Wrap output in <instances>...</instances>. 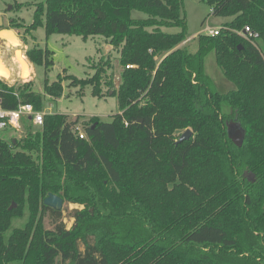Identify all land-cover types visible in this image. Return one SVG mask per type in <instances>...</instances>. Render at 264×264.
Listing matches in <instances>:
<instances>
[{
	"label": "trees",
	"instance_id": "trees-1",
	"mask_svg": "<svg viewBox=\"0 0 264 264\" xmlns=\"http://www.w3.org/2000/svg\"><path fill=\"white\" fill-rule=\"evenodd\" d=\"M203 1L231 20L217 36L200 34L195 53L182 46L184 0L38 5L34 29L105 38L119 55L121 83L112 88L109 55L87 79L46 80L43 94L32 82L0 79L4 107L43 111L45 100L63 96L64 81L104 97L107 76L120 113L94 118L87 139L74 130L78 118L48 114L40 130L27 122L20 140L0 142V264H264V0ZM245 27L259 34V48L239 35ZM211 52L234 86L226 93L205 71ZM26 55L46 72L54 66L48 48ZM187 129L193 136L178 144ZM50 194L84 207L72 212L71 229L44 204ZM26 210L27 223L10 232Z\"/></svg>",
	"mask_w": 264,
	"mask_h": 264
},
{
	"label": "rangeland",
	"instance_id": "rangeland-1",
	"mask_svg": "<svg viewBox=\"0 0 264 264\" xmlns=\"http://www.w3.org/2000/svg\"><path fill=\"white\" fill-rule=\"evenodd\" d=\"M45 0H0V18L3 22L1 29L14 31L21 40V46H11L0 40V52L6 66L12 73L10 80L1 79L3 82L12 86L20 83L32 82L34 90L43 94L46 80L50 83L55 82L60 75L63 78L73 76L78 79H87L94 76L97 69L102 66V58H111L112 88L118 89L121 83L123 68L119 62V55L112 50V47L103 37H89L84 40L77 35L53 33L47 35L45 26L37 29L33 28L35 23V12L38 5ZM184 13L187 18L188 40L182 46L195 53L198 50V36L208 34L207 28H220L223 24L230 21V18L216 17L212 15L211 8L203 0H184ZM0 29V30H1ZM179 29H167L169 33H177ZM261 47V45H260ZM13 50H12V49ZM33 48H48L54 52V66L46 72L44 67H35L28 59L27 52ZM21 51L31 65L32 75L27 80L19 77L20 66L16 61L15 52ZM97 67V69H96ZM205 71L213 79L217 89L226 93L234 88L223 75L222 70L216 64L215 53H209L205 58ZM109 78L103 77L102 87L104 97L94 96L92 87L85 88L68 87L70 82L64 81L63 96L57 100H45L43 113L68 115L71 120L79 119V124L85 131L87 124L94 118L103 122H110L114 115L120 113L119 101L117 96L107 95V82ZM27 125L21 131L6 130L2 132V137L20 140L26 133ZM34 131L40 130L41 126H34ZM235 134V133H234ZM233 134V135H234ZM10 141V140H9ZM81 210L84 207L80 204L70 203L64 200L62 209L63 222L67 229H71L74 224L72 212ZM28 221V211L22 218H15L12 221L10 232L14 228H22ZM46 229H53L54 223L51 217L46 215L44 219ZM83 250V246H81Z\"/></svg>",
	"mask_w": 264,
	"mask_h": 264
},
{
	"label": "built area",
	"instance_id": "built-area-1",
	"mask_svg": "<svg viewBox=\"0 0 264 264\" xmlns=\"http://www.w3.org/2000/svg\"><path fill=\"white\" fill-rule=\"evenodd\" d=\"M220 28H207L209 35L217 36L220 32ZM245 40L259 48L257 40L259 34L251 30L249 27H245L242 31L238 32ZM188 42V41H186ZM185 42V43H186ZM45 115L43 111H36L32 104H20L17 109L9 110L3 105V101L0 98V142H8L11 138L6 139L2 137V132L6 130H14L15 132L21 131L24 128L25 123L31 122L34 126H42L44 123ZM32 118L31 120L29 118ZM80 139H87V134L83 128L77 125L74 128Z\"/></svg>",
	"mask_w": 264,
	"mask_h": 264
},
{
	"label": "water",
	"instance_id": "water-1",
	"mask_svg": "<svg viewBox=\"0 0 264 264\" xmlns=\"http://www.w3.org/2000/svg\"><path fill=\"white\" fill-rule=\"evenodd\" d=\"M3 26V22L0 18V29ZM5 33H12L15 37L16 40H18L19 42V37L17 36V34L12 31V30H5V29H1L0 30V40H2L4 43H10L11 46H14V43L12 41H10L7 37L4 36ZM3 34V35H2ZM21 41V40H20ZM18 46H21V42L17 44ZM0 71L1 69L3 70V65L1 64V62H4L3 60V56L2 53L0 52ZM5 63V62H4ZM0 79H4L3 77H0ZM30 120L32 119L31 117L29 118ZM97 125V123H95L92 126V129ZM193 136V132L190 129L185 130L179 140L177 141L178 144L183 143L184 141L189 140L191 137ZM231 139L233 141V143L240 147L242 145V141H243V133L240 129H235V134L231 135ZM44 204L52 209H54L55 211H62L63 209V205H64V200L63 198H61L60 196L54 195V194H50L45 200H44ZM13 207H15V204L13 205ZM12 207V208H13ZM11 208V209H12Z\"/></svg>",
	"mask_w": 264,
	"mask_h": 264
},
{
	"label": "bare ground",
	"instance_id": "bare-ground-1",
	"mask_svg": "<svg viewBox=\"0 0 264 264\" xmlns=\"http://www.w3.org/2000/svg\"><path fill=\"white\" fill-rule=\"evenodd\" d=\"M4 36L7 37L10 41H12L14 43V45H17L18 43L21 42L20 40L18 42V40L15 39V37L12 33H5ZM14 58H16V61L18 62L19 66H20L19 77L23 80H27L28 78H30L32 75L31 65L28 62V60L25 58V56L22 54V52L17 50L15 52ZM1 64L3 65V70L1 69V71H0V77H3L5 80H10L12 78V73H11L10 69L6 66V64L4 62H1Z\"/></svg>",
	"mask_w": 264,
	"mask_h": 264
},
{
	"label": "crops",
	"instance_id": "crops-1",
	"mask_svg": "<svg viewBox=\"0 0 264 264\" xmlns=\"http://www.w3.org/2000/svg\"><path fill=\"white\" fill-rule=\"evenodd\" d=\"M188 42L190 41V40H187Z\"/></svg>",
	"mask_w": 264,
	"mask_h": 264
}]
</instances>
